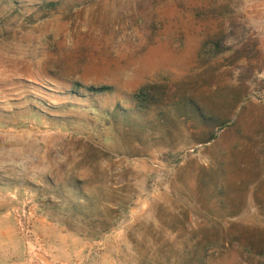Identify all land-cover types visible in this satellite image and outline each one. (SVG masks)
I'll use <instances>...</instances> for the list:
<instances>
[{
  "label": "rangeland",
  "instance_id": "1",
  "mask_svg": "<svg viewBox=\"0 0 264 264\" xmlns=\"http://www.w3.org/2000/svg\"><path fill=\"white\" fill-rule=\"evenodd\" d=\"M221 39L235 49L216 54ZM150 85L165 99L140 113ZM182 98L220 118L216 140ZM118 103L131 123L104 116ZM67 182L127 214L81 236L56 211ZM56 228L93 244L81 264H264V0H0V264H56Z\"/></svg>",
  "mask_w": 264,
  "mask_h": 264
},
{
  "label": "trees",
  "instance_id": "2",
  "mask_svg": "<svg viewBox=\"0 0 264 264\" xmlns=\"http://www.w3.org/2000/svg\"><path fill=\"white\" fill-rule=\"evenodd\" d=\"M216 54H223L230 51H233L236 47L235 43H226L221 39L215 43ZM84 89L85 93L90 95V98L93 97H104L107 95H113L116 93V89L113 86H90L82 87L81 84H76L72 90V93L80 95L79 90ZM165 90H157L155 86H145L139 92L135 93L130 99L129 102L134 104V108L137 109L140 113H147L151 111L154 107L158 106L160 100L165 99L166 95ZM86 97V96H83ZM180 107H178L179 112L182 113L181 117L188 118L192 123L199 128L198 126L204 128V134L208 135V138L203 141L204 144L210 143L216 140L217 129L223 126V123L220 122V118L217 116H211L208 114L203 105L196 102L193 98H182ZM133 109H126L122 106L121 103H118L115 106L113 112H106L104 116L123 118L124 121L131 123L134 118ZM96 111H99V107L94 108ZM61 189L64 190L69 196L66 197L65 204H56V211L59 210V206L65 205L67 209V214H70L74 218L82 216L80 222L83 224L85 229H90L91 232L86 233L84 231L79 234L83 237H88V235H94L93 239H99L101 235L109 233L114 227L117 226L118 222L127 214L131 202H126L125 200H120L116 202L114 206H109L107 211L101 210L100 203L93 196L88 195L83 189V183L78 182H67L61 185ZM61 194L56 190V197H60ZM66 226H69L67 222H62ZM95 233V234H94ZM90 238V237H89ZM254 243H248L245 245L249 254L255 249ZM208 257L205 254V259ZM197 264L200 263V261Z\"/></svg>",
  "mask_w": 264,
  "mask_h": 264
},
{
  "label": "crops",
  "instance_id": "3",
  "mask_svg": "<svg viewBox=\"0 0 264 264\" xmlns=\"http://www.w3.org/2000/svg\"><path fill=\"white\" fill-rule=\"evenodd\" d=\"M93 247L92 243L85 242L82 238L75 236L66 229L56 228V264H81L84 261L82 259L79 261L78 256L84 255V259L91 258L92 252L89 251L87 253L86 251Z\"/></svg>",
  "mask_w": 264,
  "mask_h": 264
},
{
  "label": "built area",
  "instance_id": "4",
  "mask_svg": "<svg viewBox=\"0 0 264 264\" xmlns=\"http://www.w3.org/2000/svg\"><path fill=\"white\" fill-rule=\"evenodd\" d=\"M28 204H25L22 212L19 210L15 211V218L17 220L20 233L26 240L27 244L33 241V219L34 215L32 212L28 211Z\"/></svg>",
  "mask_w": 264,
  "mask_h": 264
}]
</instances>
